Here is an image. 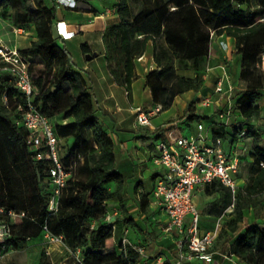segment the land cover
<instances>
[{
    "label": "trees",
    "instance_id": "obj_1",
    "mask_svg": "<svg viewBox=\"0 0 264 264\" xmlns=\"http://www.w3.org/2000/svg\"><path fill=\"white\" fill-rule=\"evenodd\" d=\"M119 1L121 21L107 27L103 41L109 72L128 95L138 77L136 63L151 42L157 68L148 73L146 83L154 105L161 106L165 112L177 96L188 91L199 92L202 87L199 74L180 77L176 72L177 68L201 71L209 57L214 32L216 36L233 38L235 51L241 55L240 79L245 89L238 101V112L246 121L260 117L257 102L264 91V0ZM9 19L14 27L33 25L36 29L38 40L31 48L20 51L30 61V73L37 89L34 104L53 121L59 116L71 120L67 124L54 122L55 132L64 141L72 140L65 144L63 160L69 166L75 158L77 166L62 190L58 212L50 213L49 152L28 145L29 132L17 114V106L25 98L8 75L0 76V204L9 211L25 214L12 224L11 237L0 243V259L7 248L23 251L28 241L45 237L49 232L63 237L69 250L79 251L82 264H156L144 260L145 256L139 252V247L145 249L142 243L128 241L123 245L121 240L117 241L113 226L106 220L108 202L122 201L126 180L117 167L115 142L96 116V99L88 90L83 74L76 69L71 54L54 36L55 8L45 7L40 0H0V20ZM82 49L85 54L90 53L86 44ZM38 64L41 69H37ZM203 100L198 97L196 102ZM196 102L187 108L186 118L191 122L202 119L190 114ZM174 127L164 125L154 134L160 136ZM88 131L90 138L86 136ZM243 132L244 138L254 139L253 163L248 180H244L236 195L234 211L227 215L233 219L223 227L221 224L219 238L239 230L246 210L254 208L258 212L263 207L264 148L252 128L245 130L243 123L233 127L235 138ZM227 135L225 129L213 130L215 139L224 140ZM39 155L42 159H38ZM82 172L86 173L84 180L79 178ZM220 187L223 186L214 183L206 189L217 191ZM140 201L141 212L149 219L150 198L142 194ZM123 220L138 227L127 214ZM229 254L245 264H264V227L246 229Z\"/></svg>",
    "mask_w": 264,
    "mask_h": 264
},
{
    "label": "crops",
    "instance_id": "obj_2",
    "mask_svg": "<svg viewBox=\"0 0 264 264\" xmlns=\"http://www.w3.org/2000/svg\"><path fill=\"white\" fill-rule=\"evenodd\" d=\"M40 1L47 8H55L56 19L53 22L54 36L58 43L65 46L71 54L76 69L83 74L88 90L97 101L98 112L96 116L104 130L112 136L115 142L117 167L119 172L125 177V189L127 186H133L134 188L135 201H130L134 204L132 207L129 205L130 202L126 203L124 199L122 201L113 199L108 202L106 220L116 227V240H121L123 237L127 238V235L133 234L137 229L145 233V224L149 221L154 222V226L160 224L158 227L162 230V223L165 218L161 214L155 213L156 209L154 207L150 208L152 215L149 219L146 218L140 209V196L142 194L152 199L157 175L155 170L151 178H145V175L143 178L142 176L143 171L141 170V166H145L143 169L147 168L151 158L150 152L155 148L153 144L150 145L146 140L159 139V134H154V132L164 125L172 124L175 126L174 129L180 127V122L175 121L174 118L187 119V108L191 103H195L198 97H202L204 100L202 103L196 102L191 115L202 117L201 121L207 118L208 124H205L207 127L211 126V133L209 134L211 138L215 128L225 129L228 135L227 139L223 141L226 143V150L229 153L239 155L237 149H241L244 144L242 141L245 140V138L239 139V137L235 138L233 136V127L235 125L239 126L243 123L245 130L252 128L260 138L264 139V134L260 132V130L264 129V91L262 98L257 102L260 108L259 118L246 121L238 112V101L242 97L245 86L240 79L241 55L235 51L233 38L223 35L216 36L211 41L209 57L199 73L192 68L189 70L177 68L176 74L180 77H195L199 74V80L202 83L200 91H188L177 96L171 108L165 111V114H168L173 110L172 115L168 114L165 118L161 119L159 115L162 112L152 119L149 126L139 127L135 119L137 109H150L155 106L151 89L146 83L148 73L157 68L153 55V43L149 44L145 54L136 63L138 77L133 82L131 94L128 95L125 87L119 84L109 72L103 41L107 27L117 25L121 21L120 1L76 0V4L71 7H64L57 0ZM58 23L65 25L69 31H74L75 36L72 39L64 40L57 34ZM2 28L0 25V33ZM13 28L14 39L12 42H8L0 36V40L11 48H17L20 51L27 50L38 40L37 32L33 25L24 28L13 26ZM222 43L224 47H227L226 49L222 47ZM85 44L90 48V53H98V56L93 57L91 61L86 59V54L82 49V46ZM223 64L227 66L231 82L235 87L231 100L221 97L216 92V83L223 73L221 68ZM228 111H232L233 116L221 119L220 114L222 112L227 113ZM65 124H67L66 121ZM193 130L192 133H195L196 127ZM71 141V139H68L64 143L67 144ZM241 184H244V180H241ZM203 190H197L196 194L198 195ZM122 214H127L128 217L133 218L138 227L134 228L129 224H125L123 218H121V216L123 217ZM152 217H156V220H152ZM220 217H216L214 226ZM225 218L226 216L222 219V223L225 221ZM257 225L264 227V207L258 212L254 208L246 210L245 219L241 223L239 230L236 233H229V235L218 239L213 249V264H245L238 258H231L227 255L236 239L246 229ZM162 235L161 239H157L151 243L150 248L145 247L144 260L154 263L166 261L170 264H175L180 257L176 241L170 235L164 233ZM129 241L133 244H138L137 241H132V239H129ZM182 264L207 263L201 260H194L192 262L185 260Z\"/></svg>",
    "mask_w": 264,
    "mask_h": 264
},
{
    "label": "built area",
    "instance_id": "obj_3",
    "mask_svg": "<svg viewBox=\"0 0 264 264\" xmlns=\"http://www.w3.org/2000/svg\"><path fill=\"white\" fill-rule=\"evenodd\" d=\"M57 1L64 7L76 4V0ZM57 34L64 40L72 39L75 36V32L69 31L62 23L57 24ZM211 38L212 40L216 38L214 32L211 33ZM222 47H224L223 43ZM226 48L224 47V49ZM262 64L264 68V53ZM221 68L223 73L216 83V92L221 97L231 100L235 87L231 82L227 66L223 64ZM7 75L25 98L24 103L17 106V114L21 124L29 132L28 145L33 149H47L49 152L52 161L49 170L52 190L48 208L50 213L55 214L59 210V198L62 190L66 187L68 179L77 166V159L73 158L69 166L65 164L63 160L64 140L57 136L53 119L42 114L34 104L37 89L30 73L29 59L24 57L17 48H11L0 40V76ZM160 113H162V107L159 105L150 109L138 108L135 113L137 126H149L152 119ZM232 116V111L220 114L221 119ZM210 128L211 126L207 127L201 120L196 122L195 133L190 135L177 134L176 127L160 134V142L150 152V162L157 172L150 208L154 207L156 209L154 212L165 218L162 223V231L164 234L172 236L176 241L180 257L175 264H182L185 260L188 262L201 260L204 263L213 264V249L219 238L222 219L233 213L236 195L242 186L238 176L240 171L239 155L229 153L223 144V139H215L213 133L211 138L209 136ZM244 135L245 132L239 136V139L244 138ZM42 157L39 155L38 159H42ZM79 159L83 160L81 157ZM262 166L264 167V164ZM214 183H219L227 188L233 201L218 219L214 228L204 230L202 215L196 202V191L206 189L208 185ZM19 216L24 217L25 214L19 215L0 204V243L11 237L12 224ZM152 220H156V217H152ZM112 226L115 230L116 227ZM45 238L51 244H60L66 247L61 236H53L46 232ZM127 242L126 237L121 239L123 245ZM139 252L145 256L144 248L139 247ZM227 256L234 257L232 254ZM227 256L226 258H228Z\"/></svg>",
    "mask_w": 264,
    "mask_h": 264
},
{
    "label": "rangeland",
    "instance_id": "obj_4",
    "mask_svg": "<svg viewBox=\"0 0 264 264\" xmlns=\"http://www.w3.org/2000/svg\"><path fill=\"white\" fill-rule=\"evenodd\" d=\"M0 25L3 27L0 36H2L6 41L12 42L14 39L12 19L4 21L0 20ZM36 67H38L37 69H41L42 66L38 64V66ZM34 75L35 77H37L38 73H35ZM66 87L68 86L66 85ZM176 110L178 109L176 108ZM172 111L168 114L172 115ZM192 112L193 110L190 111V114ZM168 114H165V112H163L159 116L161 119H163ZM174 120L180 122V127H177V134H192V132L194 131L193 129L196 127L195 121L191 122L190 120L183 118H174ZM65 121L66 123H69V121L71 120H64L62 116L54 119V122H59L61 124H65ZM203 122L207 123L206 119H203ZM260 132L264 134V129L260 130ZM86 136L87 138H90L91 132L88 131ZM146 142H148L150 145L153 144L155 146L158 144V142H160V139H148L146 140ZM242 142L244 144L241 149H237L240 158V171L238 176L241 180H248L250 176V166L253 163L254 139L245 137V140ZM223 144L225 147L227 146L225 142ZM260 146L264 148V139L262 138H260ZM144 167L145 166H141V170L143 171V178L144 175L145 178H151L155 172V168L152 166V163L149 162L147 168L143 169ZM79 178L81 180H84L86 178V173L82 172ZM133 190V186H127V188L124 189L123 199L124 201H126V203L135 201V193ZM196 197L197 206L203 218L202 227L204 230L213 229L216 222V217L225 213V211L229 208L230 204L233 201L231 198V193L223 187H220V189L217 191L204 189L202 192L198 193ZM129 205L132 207L134 204L130 202ZM262 206L264 207V197ZM121 218L123 217L121 216ZM232 219L233 216H226L222 227ZM153 224L154 222L151 221L145 224V233H142V231H139V229H137V231L135 230L133 234L127 235V241H129V239H132V241H137L139 245L143 244L145 247L150 248L151 243H153L157 239H161L163 236V231L160 227H158L160 224L156 223L157 225L155 226ZM93 225L94 223L92 224V226ZM221 231L222 230H220V232ZM82 261L83 258L79 251H71L64 248L62 245L51 244L48 239L42 236L38 240L28 241L27 247L23 251H17L7 248L4 251L3 258L0 260V264H82ZM162 263L164 262H157L156 264Z\"/></svg>",
    "mask_w": 264,
    "mask_h": 264
},
{
    "label": "water",
    "instance_id": "obj_5",
    "mask_svg": "<svg viewBox=\"0 0 264 264\" xmlns=\"http://www.w3.org/2000/svg\"><path fill=\"white\" fill-rule=\"evenodd\" d=\"M97 56H98V53L97 52H95V53H88V54H86V59L88 61H91L93 59V57H97Z\"/></svg>",
    "mask_w": 264,
    "mask_h": 264
}]
</instances>
